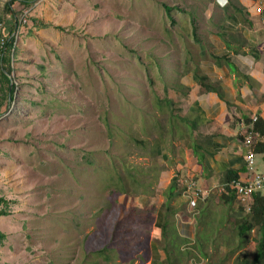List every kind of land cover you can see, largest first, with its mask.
I'll use <instances>...</instances> for the list:
<instances>
[{
	"label": "rangeland",
	"instance_id": "rangeland-1",
	"mask_svg": "<svg viewBox=\"0 0 264 264\" xmlns=\"http://www.w3.org/2000/svg\"><path fill=\"white\" fill-rule=\"evenodd\" d=\"M9 1L0 0L1 28L17 22L13 48L5 52L9 64L0 63L14 86V103L0 111V210L7 213L0 217V264H150L146 241L160 240L153 218L171 207V179L183 168V180L195 187V174L190 162L166 164L174 175L161 181L162 161L149 148L153 137L168 148L182 144L178 130L168 133V114L186 134L176 119L186 118L179 92L192 84L197 66L213 69L210 56L225 54L216 23L226 17L228 0H38L26 9L15 4L12 17L5 15ZM231 2L243 11L236 20L249 18L256 27L225 38L248 62L263 52L257 44L264 0ZM161 4L193 11L201 47L191 39L187 15L176 13L172 27ZM156 102L162 108L153 111ZM153 112L167 128L162 136L143 125ZM145 128L153 136L142 148L135 140L150 137ZM247 206L234 213L219 208V215H231L220 221L219 237L202 236L209 249L196 262L253 264L259 231L243 223L250 220ZM242 223L247 231L240 237ZM162 239L157 243L165 247Z\"/></svg>",
	"mask_w": 264,
	"mask_h": 264
},
{
	"label": "crops",
	"instance_id": "crops-1",
	"mask_svg": "<svg viewBox=\"0 0 264 264\" xmlns=\"http://www.w3.org/2000/svg\"><path fill=\"white\" fill-rule=\"evenodd\" d=\"M258 40L260 46L257 44V47H261L263 52L257 50V54L248 58V62L241 60V57L246 56L238 55L235 57L236 69L215 67L206 74L210 76V87L196 84L192 75V84L183 86L185 94L180 98L184 101L182 113L188 119L185 135L191 134V140L186 145V141L179 138L178 141L182 144L175 143L173 148L163 145L158 150L156 159L162 161L161 181L170 180L174 175L171 172L167 174L164 165L180 164L183 167L185 162L194 164L191 174L194 172L195 176L191 180L195 187L188 185V180H183L188 177L183 176V168L171 179L177 184L171 207L167 212L157 210L153 218L154 234L160 240L164 237L166 246L164 247L163 241L157 243L160 240L148 241L150 264H182L185 259L186 264H207L206 259L196 262L198 253H205L209 249L202 236L208 237L210 231L212 235L219 237L222 225L220 221L231 215L229 212L226 215L218 214L221 210L219 208L223 206L222 200H225L221 192L223 185L228 177L236 176V179L243 181L249 178L243 138L253 125L254 118L257 122L264 123V37ZM236 63H239L238 67ZM261 64L263 65L259 66ZM263 142L264 136H261L255 144V153L259 163L256 160L257 168L264 172V154L261 152ZM192 147L196 149L197 157L193 154ZM178 178H181L180 186L176 180ZM237 207L234 203L233 208H223L234 213L237 212ZM214 216L218 220L216 231L211 229H216ZM204 229H207V234ZM181 246L183 247L180 248ZM191 249L196 254L190 253Z\"/></svg>",
	"mask_w": 264,
	"mask_h": 264
},
{
	"label": "trees",
	"instance_id": "trees-1",
	"mask_svg": "<svg viewBox=\"0 0 264 264\" xmlns=\"http://www.w3.org/2000/svg\"><path fill=\"white\" fill-rule=\"evenodd\" d=\"M36 1L38 0H10L6 7H5V15H9V16H13L12 13H14V11L12 10L13 6L15 4H19L21 5L23 8H29L31 7ZM230 1V2H229ZM231 0H228V8L225 9L224 14H226V17H224L222 20L220 19V15L218 18V21L216 23V28L218 29L219 33L216 34V36H218L223 42H225V47L226 49L224 50V55L223 56H217V55H213L210 56L211 60L214 61V68H227V69H231L234 70L236 69L235 67V57H237L238 55H240L241 50L240 49H236V48H231L230 47V43L228 40H226V36H229L230 38H232L231 40H235L236 37L234 36V33L237 34L238 37H241L243 35V33H245V28H247V30H254L252 27V21H249V18L247 20L244 21V23H240L239 21L236 20L235 16L236 15H240L241 13H243V11L238 8V6L236 5H231ZM161 7L164 10V15L166 16V18L169 19L170 25L172 27L177 25V21L174 20V15L176 13L178 14H182V15H187L188 19H189V26L191 28V32H190V36L191 39L193 40V43L196 44L197 46L201 47L202 46V39L201 36L197 34V24L194 20V14L193 11H185L183 8L178 7V6H174V7H168L165 4H161ZM12 12V13H11ZM2 17H0V24H2ZM9 28H1V35L3 37L6 38V44H5V51L3 52L1 58H0V63L2 64H9V59L7 57V55H5V52L8 51V53L10 52V50L13 48V42L14 39L12 36L13 32L15 31V28L17 27V22L16 20L13 22H10L9 24ZM240 27V28H239ZM225 36V37H224ZM208 44L210 45V48H214L215 50H217L218 44L215 43L212 44L210 43V41L208 42ZM221 48V47H220ZM189 49H186V54L192 55L191 51L189 52ZM202 54V53H201ZM201 54H199L198 56H200ZM161 67L163 68V66L159 67V70H161ZM154 68H158L157 64H154ZM195 73L194 75H192V78L194 80V82H196V84L208 88L211 85L210 82V76L206 75L209 74L212 70V67H201L199 69V67L197 66L195 68ZM164 75H163V71H160V76L159 79H163ZM181 86V85H180ZM211 89V88H209ZM181 90H184V87L181 86ZM14 86L11 85V80L9 78V72H6L5 69H2V71L0 72V111L3 107L4 104H9L10 102H13V94H14ZM179 92V91H178ZM179 94L181 96H184V91L179 92ZM182 98V97H181ZM169 102V101H168ZM171 103V102H169ZM162 108V102H160L159 104L156 102L154 104V106L152 107L153 111H158L161 110ZM163 114V113H162ZM144 117H147V114H144ZM151 124L148 122H143V125L145 127L150 126L151 128L154 127L157 130L158 136H162V134L164 132H166L167 128L164 129V124L159 122L158 119L156 118V113L153 112L152 116H151ZM168 117L170 118L169 120V130L168 133L170 134L172 132V129L178 130L180 133L177 134L178 138L182 139L183 141H186L185 144L187 145L189 143V141L191 140V134L190 136H186L185 134L181 133L180 129L177 128L175 129V125L171 124L172 123V114L169 113ZM168 118V119H169ZM176 119L181 122L182 124H187L188 123V119L187 118H179L176 117ZM253 131L259 132L262 136H264V123L261 122H255V124L253 125ZM145 135H148L150 137L148 138H143V139H138L135 140L138 146H142V148H144V144L146 142L151 141L152 138V134L150 135V131L147 130L146 128L143 130ZM174 133V132H173ZM164 138V137H163ZM152 141L154 142L155 146H153L152 148H149V153L148 155H150L152 158L154 157L156 159V156L158 155V150L160 149V147H162L165 144H161L159 141L157 142L156 139H152ZM260 147V145H259ZM193 151V154L197 157V151L194 147L191 148ZM261 152L264 154V142L262 145V149ZM199 159V158H198ZM124 167L126 168V165L124 164ZM159 174L161 172V170H158ZM236 176H232V177H228L227 180L225 181L224 185H227L229 183L232 182V180L235 181ZM237 180V179H236ZM177 184L175 186L174 182L172 183V186L168 188L167 190V195H168V199L172 200L173 199V191L174 189H176ZM229 187H225V191H228ZM164 196H166L165 194H163ZM225 200L223 201V205L224 206H228L229 208H232V204H233V196L232 195H228L226 196V194H224ZM254 202H253V208H252V213L250 216V220L249 221H245L243 223H247L250 226V230L252 227H257L258 231H259V238L257 239V247H258V251L255 255V259L253 261V264H260V263H264V198H261V196H254ZM1 202V200H0ZM3 203V202H2ZM4 204V203H3ZM6 207V206H5ZM3 216H7V213L5 212L4 209L0 210V217ZM238 227V234H240L239 236L241 237L245 231H247V229L244 227V225ZM0 238H2L1 234H0ZM146 243L148 244V240L146 241ZM201 243V242H199Z\"/></svg>",
	"mask_w": 264,
	"mask_h": 264
},
{
	"label": "built area",
	"instance_id": "built-area-1",
	"mask_svg": "<svg viewBox=\"0 0 264 264\" xmlns=\"http://www.w3.org/2000/svg\"><path fill=\"white\" fill-rule=\"evenodd\" d=\"M23 19L20 20L23 23ZM6 38L1 35V26H0V58L5 51ZM255 118L253 122H255ZM256 135L249 132L243 141V146L246 150V166L250 172H253L252 178L247 181L246 184L240 182H231L229 183V188L235 190V193L238 196V200L242 204H248L249 199L252 195L264 194V177L254 172V153L252 150L253 139Z\"/></svg>",
	"mask_w": 264,
	"mask_h": 264
},
{
	"label": "clouds",
	"instance_id": "clouds-1",
	"mask_svg": "<svg viewBox=\"0 0 264 264\" xmlns=\"http://www.w3.org/2000/svg\"><path fill=\"white\" fill-rule=\"evenodd\" d=\"M256 119V118H255ZM257 121V119L255 120V122ZM255 122H252V124L254 125L255 124ZM253 125L251 126V128L246 132V135L249 133V132H251V133H253L254 135H256L255 137H254V139H253V146H252V150H253V153H254V172L255 173H257V174H259V175H261V176H263L264 177V172L263 171H261V170H258V168H257V164H256V153H255V144H256V142H258L259 141V139H260V137L262 136L259 132H256V131H253ZM245 135V136H246ZM244 136V137H245ZM243 141H244V138H243ZM244 147V146H243ZM245 149V148H244ZM245 158H246V155H245ZM246 162V161H245ZM246 170H247V174L249 175V178L248 179H246V181H243V180H239V179H235V181L234 180H232V182H240V183H243V184H246L247 183V181H249L251 178H252V175H253V172H250L248 169H247V166H246ZM229 184H227V185H225L224 186V188L221 190V192L223 193V194H226V196H228V195H233L234 193H235V190L234 189H232V188H229L228 189V191H225L224 189H225V187H229L228 186ZM254 196H261V198H264V194H256V195H252L251 196V198L249 199V201H248V206L246 207V210H247V212L249 213V215L251 216V213H252V208H253V202H254ZM234 202H233V204H232V208H233V206H234V203H236V205L238 206L237 207V211L240 209V207H241V204L242 203H240V201L239 200H237L236 201V199H234L233 200ZM226 207H228V206H226ZM230 210V209H229ZM241 225H239V227H240ZM221 253V252H220Z\"/></svg>",
	"mask_w": 264,
	"mask_h": 264
},
{
	"label": "water",
	"instance_id": "water-1",
	"mask_svg": "<svg viewBox=\"0 0 264 264\" xmlns=\"http://www.w3.org/2000/svg\"><path fill=\"white\" fill-rule=\"evenodd\" d=\"M14 103V102H13Z\"/></svg>",
	"mask_w": 264,
	"mask_h": 264
}]
</instances>
